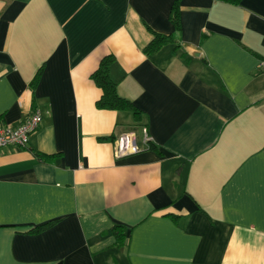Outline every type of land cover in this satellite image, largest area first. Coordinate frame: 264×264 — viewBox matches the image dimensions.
Returning <instances> with one entry per match:
<instances>
[{"label": "crops", "instance_id": "0c3cea01", "mask_svg": "<svg viewBox=\"0 0 264 264\" xmlns=\"http://www.w3.org/2000/svg\"><path fill=\"white\" fill-rule=\"evenodd\" d=\"M175 2L0 0V264H264V0Z\"/></svg>", "mask_w": 264, "mask_h": 264}, {"label": "trees", "instance_id": "16d2710c", "mask_svg": "<svg viewBox=\"0 0 264 264\" xmlns=\"http://www.w3.org/2000/svg\"><path fill=\"white\" fill-rule=\"evenodd\" d=\"M225 2L228 4H239L242 0H216ZM179 3L180 0H176L174 7L171 13V21L174 26L179 29L180 21H179ZM174 42V37L172 35H164L154 33V39L146 48L147 54H153L160 50L162 47ZM115 61L114 56L109 55L104 57L98 69L92 74V79L95 81L97 86L102 90L101 98L97 101L96 105L100 109L107 110H115V111H133L135 115H139L138 110L134 107L132 102L126 98H123L119 95L117 90V84L110 77V67L112 63ZM42 70H39L35 80L32 82L31 86L33 89L37 86ZM49 159V158H46ZM115 236L117 238V242L121 244L124 239V234L119 225H116L114 228Z\"/></svg>", "mask_w": 264, "mask_h": 264}, {"label": "built area", "instance_id": "2783aa9c", "mask_svg": "<svg viewBox=\"0 0 264 264\" xmlns=\"http://www.w3.org/2000/svg\"><path fill=\"white\" fill-rule=\"evenodd\" d=\"M260 67L264 70V60L261 61ZM41 124L42 114L38 109L18 125L0 122V149L7 147L27 148L32 135L39 130ZM148 141L149 138L147 136L146 142ZM131 150L132 137L130 134H124L116 142V155L122 157L127 155Z\"/></svg>", "mask_w": 264, "mask_h": 264}]
</instances>
